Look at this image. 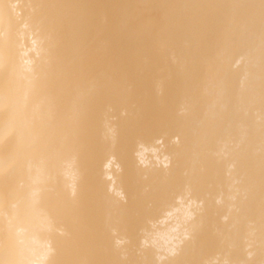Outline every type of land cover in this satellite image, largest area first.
Listing matches in <instances>:
<instances>
[{
    "label": "bare ground",
    "instance_id": "1",
    "mask_svg": "<svg viewBox=\"0 0 264 264\" xmlns=\"http://www.w3.org/2000/svg\"><path fill=\"white\" fill-rule=\"evenodd\" d=\"M0 264H264V0H0Z\"/></svg>",
    "mask_w": 264,
    "mask_h": 264
}]
</instances>
